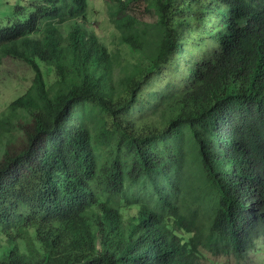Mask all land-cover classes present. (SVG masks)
Returning a JSON list of instances; mask_svg holds the SVG:
<instances>
[{"label":"trees","instance_id":"obj_1","mask_svg":"<svg viewBox=\"0 0 264 264\" xmlns=\"http://www.w3.org/2000/svg\"><path fill=\"white\" fill-rule=\"evenodd\" d=\"M30 1L0 26V56L35 71L0 113V264L256 252L264 0H156L154 22L118 6L111 19L135 61L86 27L63 34L86 19L88 0ZM38 62L54 70L51 86ZM15 131L25 140L13 147Z\"/></svg>","mask_w":264,"mask_h":264},{"label":"rangeland","instance_id":"obj_2","mask_svg":"<svg viewBox=\"0 0 264 264\" xmlns=\"http://www.w3.org/2000/svg\"><path fill=\"white\" fill-rule=\"evenodd\" d=\"M28 2L31 1L0 0V26L5 25L8 18L16 11H21V8L27 6ZM118 6H122L126 12L142 21L154 22L153 8L158 6V2L156 0H88L86 19L68 21L60 28H62L63 34L66 35L68 31L75 27H86L90 33L98 36L109 51L117 52V49L121 48L119 50L123 57L126 56L129 60L135 61L137 55L127 46L125 47L119 43V33L111 19V15L113 17ZM31 37L38 38L39 32L32 34ZM38 64L46 84L48 86L54 84L56 80L54 70L47 63L38 62ZM34 78L35 71L25 61L0 56V113L11 102L26 92ZM9 137L13 141V147L21 145L25 140L21 131H15ZM2 152L3 147L0 146V160ZM27 244L32 245L31 239L27 241ZM256 246V252H251L246 260L240 262L232 255H215L207 250H202L203 264H264V240L257 241ZM3 247L0 244V251Z\"/></svg>","mask_w":264,"mask_h":264}]
</instances>
